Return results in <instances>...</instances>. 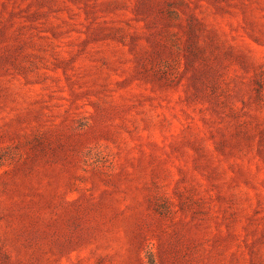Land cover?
<instances>
[{
  "label": "rangeland",
  "instance_id": "374dc122",
  "mask_svg": "<svg viewBox=\"0 0 264 264\" xmlns=\"http://www.w3.org/2000/svg\"><path fill=\"white\" fill-rule=\"evenodd\" d=\"M0 264H264V0H0Z\"/></svg>",
  "mask_w": 264,
  "mask_h": 264
}]
</instances>
